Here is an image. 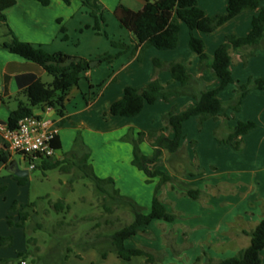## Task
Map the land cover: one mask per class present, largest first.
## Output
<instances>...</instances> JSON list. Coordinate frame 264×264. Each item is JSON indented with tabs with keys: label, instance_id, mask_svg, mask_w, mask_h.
<instances>
[{
	"label": "crops",
	"instance_id": "0c3cea01",
	"mask_svg": "<svg viewBox=\"0 0 264 264\" xmlns=\"http://www.w3.org/2000/svg\"><path fill=\"white\" fill-rule=\"evenodd\" d=\"M98 1L105 10L107 7L111 13L119 4L136 10V8L127 5L124 0ZM133 3L135 6H140L138 7L140 9L144 5L143 0H132ZM226 3L227 0H198V6L208 16L224 13ZM260 4L264 6V0H261ZM254 14L255 11L245 10L213 33L208 34V36L199 32H195V34L203 39L205 52H214L215 47L221 42V37L226 34L224 33L225 28L230 27L232 24L231 34L244 36L250 30V23ZM4 15L8 27L19 40L39 45L49 53L63 51L70 55L82 56L92 60L104 53L114 54L118 52V49L111 46L107 48L105 40L103 42L99 38H92L90 35L88 36L90 39L88 42L90 43H85L84 35L87 33L95 35V31L91 27L84 28V25H93V18L89 14V8L84 6L81 0H74L69 4H66L63 0H48L47 4H42L38 0H15L13 6L4 10ZM110 20L109 24H111L113 31L108 32L109 36L114 40H120L119 42L124 44L129 42V32L121 28L117 20L112 18ZM55 21L62 23V26L66 29L65 33L58 31ZM105 25V23H101L103 32L105 31L104 28H106ZM71 29L74 30L75 36L70 34ZM64 35H67V39H63ZM3 39L0 36V40L2 41ZM188 40L189 30L181 23L177 46L173 49L160 50L163 52H153L155 53L153 56L157 59L158 57L161 58L158 59L160 61L178 59L185 65L189 73L193 68L196 70V77H200L205 82L208 81L211 88L217 87L219 83L217 78H212L210 74L207 75L206 71L199 70V56L189 48ZM149 51V47L146 48L142 54V59L138 60L139 49L137 48L135 51L129 50L111 63H97L94 67L84 72L78 85L70 87L65 94L64 121L52 108L38 106L39 112H36L35 108L33 110L34 115L49 122L48 129L54 130L59 140V147L54 150L53 156L47 159L48 161L71 162L87 152L88 163H90L89 160H92L90 157L92 158L94 153L93 146L97 144L95 139H97L103 150H112L123 156L121 161L124 165L123 167L130 175L137 176L138 182L133 187L127 186L121 179H119L120 181L117 180V178L122 176L119 173H114L115 175L106 173L105 175H99V178L111 177L114 180V187L122 195L134 199L145 211L150 208L155 187L153 183L145 186L143 184L146 179L145 175L141 176L143 172L131 164L133 148L131 139H136L139 130L163 129L165 125H161L160 119L162 115L169 111L171 103L163 102L160 99L154 104H145L139 114L130 117L111 115L109 107L115 100L122 97L126 86L142 87L153 78H156L164 86L176 87L178 82L170 80L168 74L161 77L160 75L153 76L149 72L144 73L143 65L146 61V53H149ZM162 55L164 56L162 57ZM232 61L236 63L241 61L240 51L231 53ZM197 67L198 69H196ZM46 75L48 74L36 63L0 48V124H6L10 112L17 108L18 99H25L21 92L27 85L35 79H40L46 83L51 81L47 79ZM83 79H86L87 83H84ZM220 93L218 96H220ZM182 99L176 100L177 102H184L182 108L180 110L177 109L178 111L186 109L195 102L191 97L190 100ZM222 117L218 116L215 120L220 121ZM147 119H150V121H147ZM164 131L171 136L168 130ZM183 139L177 152L187 147L186 142L183 145ZM244 139H246V136H244ZM262 139H264V136ZM140 148L145 154L148 153L146 147L140 145ZM0 152H3L7 157V163H3L0 160L1 168H6L9 163L15 161L14 153L16 152L7 149L1 132ZM166 153V151H163L161 156H165ZM109 155L111 154L109 153ZM22 159L25 158L22 156ZM43 160H39V162L41 163ZM36 162L38 161L33 163L36 164ZM114 162L117 164L116 159ZM196 162L198 165L196 166L197 170H200V172L203 170L204 172L206 170L205 166H200L198 158ZM158 164H160V159ZM183 167L182 170L185 172ZM157 168L172 178V181L164 183L163 187L168 183L173 185L175 180L178 181L169 169L165 171L160 166ZM240 170L232 171L227 169L226 171L229 172L228 176L221 172L216 173L219 175L206 174L207 178H205L204 185H197L196 183L198 182H195V187L190 183L187 185L184 181L179 180L182 182L181 184L201 191L197 200H191L193 203L189 201L191 198L185 194L184 189L181 187L182 185L180 190L173 189L172 191H164L161 186L157 193L159 199L164 202L169 212L176 215L174 223L171 222L169 225L180 223L179 225L181 226V231L180 229L179 231L176 230L175 244L163 243L154 246V244L150 243L139 244L136 242V246H134L130 238L126 241V245L128 247H140L155 254L162 252V259L155 264H180V255L186 256L188 260L186 264H208L206 262L207 257H211L215 261L233 256L238 250L245 248L243 246L246 243L245 239L248 233L264 217V166L252 168L248 174H246V170ZM226 171H223V173ZM7 176L21 185L13 173L8 172ZM202 177L204 176L200 178L202 179ZM231 187L239 188L241 192H231V189H229ZM3 191L4 186L0 184V194ZM163 193L166 195L165 199L167 201L171 200L173 202V206H176L177 209L175 210L178 212H175L173 206L170 207L165 199H162ZM179 193H181V197L177 196ZM7 207L6 204L1 206L0 223L10 216L7 215L9 210ZM10 220L17 227V220L13 221L11 218ZM154 222L168 223L154 220L148 226L140 228V232L137 235L139 236L142 232L147 234L144 229L153 225ZM13 224L9 225L13 226ZM137 235L134 236L136 237L135 241H138ZM0 236L11 238L10 233L3 231V229L0 230ZM163 240H165L164 237ZM129 242L130 245H128ZM72 248L73 252L69 253L63 264H143L145 261V256H135L128 262H123L115 252H109L103 258L93 248L81 249L75 245ZM179 252H183V254H179ZM198 257H201V259L196 261ZM10 264L13 263L11 262ZM19 264H21V259ZM25 264H27L26 259Z\"/></svg>",
	"mask_w": 264,
	"mask_h": 264
},
{
	"label": "trees",
	"instance_id": "16d2710c",
	"mask_svg": "<svg viewBox=\"0 0 264 264\" xmlns=\"http://www.w3.org/2000/svg\"><path fill=\"white\" fill-rule=\"evenodd\" d=\"M42 4H47L48 0H38ZM66 4L73 0H63ZM144 5L139 10H132L122 4L114 9V15L119 21L121 27L125 28L130 34L128 44L111 41V45L119 47L120 50L114 54L104 53L97 56L98 64L103 62L111 63L120 57L123 53L139 49L137 59H142L144 50L148 47H154L159 50L173 49L179 41V32L181 23L185 24L189 30V48L199 56V69L210 70L218 80V86L213 89L202 88V79L193 77L185 65L180 60L160 61L153 59L156 68L167 69L172 81L178 82L179 86L167 87L162 85L156 78L150 80L142 87L126 86L121 98L115 100L109 107V113L114 116H135L139 114L145 104H154L158 100L171 102L181 95H190L194 104L184 110L178 111L175 106L164 114L163 120L165 127L160 130L139 131L136 139H131L132 160L131 164L138 170L145 173L148 178L159 176V181L154 188L151 205L148 211H145L134 199L122 195L114 187V180L111 177L99 178L92 171L88 164V153L85 152L80 158H75L71 162L54 161L50 162L44 159L40 166L44 171L59 169L60 171H69L72 168L80 169L79 176H83L92 181L98 195L101 197L102 209L105 213L113 212L114 208L128 209L132 214L130 222L123 224L111 233L102 232L101 224L96 222L92 226L93 232H85L83 238L73 241L67 238L66 229L72 226L65 219H60L55 224L53 231H50L51 237H54L55 245L50 248L49 253L38 254L39 248L35 250L26 249L19 253L21 261L31 257L32 264H63L69 253L72 252L73 245L82 248H94L104 258L109 252H115L123 261L128 262L132 257L145 256L143 264H155L162 259L161 254L149 252L140 247H128L126 241L140 232V228L148 226L154 220H161L171 223L175 221L176 215L169 212L164 202L159 199L157 193L160 187L172 181L171 176L158 169V162L163 151L169 154H175L179 148L183 134V123L192 117H197L202 123L208 119H216L224 115V106L219 99V93L230 83H233V76L230 69L231 53L241 52V61L245 65L247 59L253 51L264 45V6L260 4L261 0H227L224 13H217L208 16L203 9L198 6V0H143ZM82 3L90 9V15L94 19V28L98 31L101 23L104 22V16L98 0H82ZM15 4V0H0V24L5 28L4 39L0 40V48L16 54L26 60L39 65L49 76L51 81L46 83L40 79H35L27 85L21 92L25 99H18L17 108L9 114L6 125L10 129L17 127L20 119L34 115V108L50 107L64 121L65 115V94L72 86H77L84 72L90 69L89 59L70 55L63 51L49 53L41 46L27 41L19 40L12 30L8 27L4 15V10ZM245 10L255 11L251 19V27L244 36L227 34L224 40L214 50L211 57L205 52V43L203 39L196 36L195 32L205 35L213 33L219 27L236 17ZM88 27V25L86 26ZM61 31H65L62 27ZM67 39V35L63 36ZM88 79V77H86ZM254 87L264 91V77L255 79L249 78L245 83L238 84L237 95L233 99V107L238 110L241 100L247 95L250 89ZM255 123L252 121H238L230 128L226 137L220 139L224 143L235 142L236 148H239L242 138L247 134ZM164 130L171 133L166 134ZM142 137H147L152 146V155L144 154L139 143ZM78 139V137H77ZM51 146L56 149L59 147V140L56 135L51 140ZM0 160L7 163V157L0 152ZM81 162V166H75ZM74 165V166H72ZM191 177L193 174H188ZM15 178L23 183L24 177ZM149 181V179H147ZM185 194L193 200H197L201 191L197 188L181 186ZM1 190H3L1 188ZM35 202L27 204L26 209L18 213L17 226L26 227V223L38 212L33 209ZM52 207L56 211L69 210V206L63 200H57ZM16 209V203L11 206ZM33 213V214H32ZM33 215V216H32ZM8 223L13 224L8 217ZM105 224L108 221L105 220ZM74 226V225H73ZM42 224L35 222V228L42 229ZM250 236L249 245L238 250L233 256L213 261L211 257L206 258L208 264H262L261 252L264 249V217L248 233ZM28 242L31 238L27 239ZM9 237L0 236V247L7 245ZM66 244H62L63 242ZM36 245V239L34 240ZM72 245V246H71ZM201 257L196 258L199 261ZM1 263V259H0Z\"/></svg>",
	"mask_w": 264,
	"mask_h": 264
},
{
	"label": "rangeland",
	"instance_id": "374dc122",
	"mask_svg": "<svg viewBox=\"0 0 264 264\" xmlns=\"http://www.w3.org/2000/svg\"><path fill=\"white\" fill-rule=\"evenodd\" d=\"M124 1L127 5L136 8V10L140 9L138 8L140 6H135L134 3L132 4V0ZM101 9L104 16V22L102 23L106 24V28L108 27L107 31L106 28H104V32L101 30V28L97 31L93 27L95 23L93 19V25H88V27H86L87 25H84V28L91 27L92 30L95 31V35L93 33L85 34V43H90L88 42L90 40L88 36L90 35L92 38H99L103 42L105 40V46H107V48L111 46L115 49H118L119 51L120 48L111 45V41L119 42L120 40H114L108 34V32L113 31L111 24H109V22L111 21L110 19L112 18L113 20H117L114 15V10L113 13H111L108 11L107 7L105 10L103 6H101ZM55 26L58 31H61V28L63 27L61 22L56 21ZM183 26L187 28L185 24H183ZM232 28L233 27L231 24L230 27L224 29V33L226 34H223V36L221 37V42L219 44L223 42L225 35L232 33ZM5 31L6 30L4 26L0 24V36H2ZM73 31L74 30L71 29L70 34H72V36H75V33ZM65 32L66 29L64 32L61 31V33ZM128 43L129 42H127L126 44ZM149 50V53H146V61L143 65L144 73L149 72L152 73L153 76L160 75L161 77L162 75L164 76L165 74H168L169 79L172 80L171 74L167 69L156 68L153 64V59H155V57L153 56L155 53L153 52L163 51L157 50L153 47H149ZM212 54L213 52L207 53L209 57H211ZM163 56L164 55H162V57ZM158 59L161 58L158 57ZM94 60L97 59H92L91 61ZM196 69H198V67ZM203 71H206L207 75L210 74L212 78H215L210 70L204 69ZM231 71L234 82L231 83L227 88H225L219 96L224 106V115L222 119L220 121L209 119L210 121L207 120L203 121L202 123H200L199 119L195 117L189 119L184 123L183 127L185 136L183 139V145L186 142L187 147L182 148V151H179L176 154L172 155L167 152L165 156H160V164H158V166H160L161 169L165 171L169 169V171L178 179V181L182 180L187 185L190 183L194 186L195 182H198L196 183L197 185H204L205 178H207L205 176L206 174L219 175L216 173L221 172L222 174L228 176L229 172L226 171L227 169L232 171H236V169H241L240 171L246 170V174H248L250 173V169L256 168L257 166H264V139H262L264 136V91H260L252 87L247 95L241 100L239 109L236 110L233 107V99L237 95L236 91L238 84L245 83L249 78L255 79L264 77V45L253 51L252 55L248 57L247 63L245 65L242 61H239L237 63L232 61ZM195 73L196 70L192 68L190 70V74L193 77H196ZM46 77L49 80L52 79V77L49 75H46ZM83 82L87 83V80L83 79ZM176 86H179V84L176 83ZM201 87L205 89H213L210 87L208 81L205 82L203 80ZM190 97V95H181L171 102H166L164 100L163 102L171 103L172 106H169V111L173 106L180 110L182 108V105H184V102H177L176 100L180 98H183L182 100H190ZM35 111L39 112V108L35 107ZM163 116L164 115H162L160 119L161 125H165ZM147 121H150V119H147ZM238 121H252L255 123V126L248 134L244 135L246 136V139H244L243 136L239 148H236L235 142H233V144L224 143L221 142L220 139L225 138L228 130L234 127ZM95 140L97 144L93 146L94 153L92 155V158L89 156L92 160H89L90 163H88L95 175L99 177V175H105L106 173H109L110 175L119 173L122 174V176L117 178V180L121 179L122 182H124L127 186L130 185L133 187L134 185H136L138 182V177L130 175L125 170V167H123L124 165L121 162L123 156H120L117 152H113L112 150H103L97 139ZM140 145L146 147V149L148 150V153H146V155H152V146L147 137L141 138L139 147ZM109 153L111 155H109ZM143 153L145 154V152ZM197 158L199 159L200 166H205L206 170L204 172L203 170H201V172L200 170H197ZM14 159L21 169H27L29 173L26 176L24 182L20 185L14 179L7 176L8 170L6 168L0 167V184L4 186V191L2 194H0V209L2 205L6 204L8 206L7 209H9L7 215H10L9 217L13 221H18L19 211L22 209H26L27 204L35 202V207H33V209L38 213H32L34 217H31V220L26 223L25 228L21 226L16 227L14 226V224L13 226H10L8 223V219L6 218L1 221L0 230L3 229V231L10 233L11 238L7 245L0 247V258L2 259L0 264H10L11 262L13 264H19V260L21 258L19 256V253L25 252L26 249L33 251L37 247L39 248L37 252L38 254L44 255L46 253H49L50 248L55 245L56 240L54 237L49 236L50 231H53L55 224H57V221L62 218L63 220L65 219L66 222H70L74 225L68 226L66 229H64V231L67 233V238L72 239L74 242L79 240L80 238H83L85 232H93L92 226L96 222H99L101 224L100 229L102 230V232L111 233L112 230L117 229L123 224L131 221L132 214L128 209L114 208L113 212L111 213H105L103 211L101 206L103 201L98 195L95 186L88 178L79 176L80 169L72 168V170L70 169L69 171L51 169L44 171L41 167H39V160H37L38 162H36L35 164L37 166L34 169H30L29 161L22 159L21 154L14 153ZM115 159L117 161V164L116 162H114ZM77 163L78 164H75V166L82 165L81 162ZM182 166H184L183 169L185 170V172L182 170ZM223 171L226 172L223 173ZM190 173L194 176L191 177L190 175H188ZM143 175H145L144 172L141 176ZM201 176L204 177H202L201 179ZM145 178V182L142 181L145 186L152 185L153 183L155 187L159 180V176L148 178L145 175ZM147 179H149V181H147ZM178 181L175 180V183H173V185H170V183H168L164 187L162 186L164 188V191H172L173 189L180 190L182 182ZM229 189H231V192L240 191L239 188L236 189L234 187H231ZM180 194L181 193H179L177 196L181 197ZM165 196L166 195H164L163 193L162 199H165ZM57 200H63L64 203L69 206V210H61L59 212L54 210L52 205ZM191 200L192 199H189V201ZM165 201L170 207L173 206V202L171 200L167 201V199H165ZM14 202L16 203V209L11 208ZM191 202L193 203V201ZM182 207H184V205H182ZM173 208L174 210L177 209L176 206H173ZM175 212L178 211L175 210ZM105 220L108 221V224H105ZM35 222L41 223L43 226L42 229L35 228ZM179 224L176 223L169 225V223L154 222L153 225H150L149 227L144 229L145 231H147V234L142 232L139 236L137 235L138 241H135L136 237L134 236L131 237L132 241H129H131L134 246H136V242L139 244L150 243L154 244V246H158L163 243H170L171 245H174L176 230L179 231L181 227ZM163 237L165 240H163ZM28 238H31L30 242H28ZM35 239L36 245L34 243ZM245 242L246 243L243 247L249 245V235H247ZM62 244H66V242L64 241ZM183 244L187 245L186 243ZM128 245H130V242L128 243ZM77 247L81 249H88L82 248L80 246ZM157 254L162 255V252H157ZM179 254H183V252H179ZM184 256L185 255H180V264H186V262L188 261L186 256L185 258ZM261 257L262 264H264V249L261 252ZM26 260L27 264H32L31 257H27Z\"/></svg>",
	"mask_w": 264,
	"mask_h": 264
},
{
	"label": "built area",
	"instance_id": "2783aa9c",
	"mask_svg": "<svg viewBox=\"0 0 264 264\" xmlns=\"http://www.w3.org/2000/svg\"><path fill=\"white\" fill-rule=\"evenodd\" d=\"M48 124V121L32 115L20 119L14 129L0 124V132L7 149L21 154L29 161V168L33 169L34 161L50 158L54 154L51 140L55 131L49 130ZM21 264H25V261L22 260Z\"/></svg>",
	"mask_w": 264,
	"mask_h": 264
},
{
	"label": "water",
	"instance_id": "95a60500",
	"mask_svg": "<svg viewBox=\"0 0 264 264\" xmlns=\"http://www.w3.org/2000/svg\"><path fill=\"white\" fill-rule=\"evenodd\" d=\"M97 63V60L90 61V68L94 67ZM6 169L8 170V172L13 173L17 177H24L29 173L27 169H21L15 161L9 163Z\"/></svg>",
	"mask_w": 264,
	"mask_h": 264
}]
</instances>
